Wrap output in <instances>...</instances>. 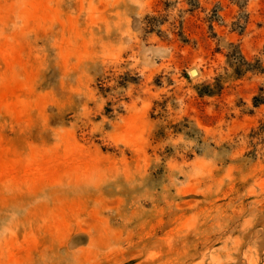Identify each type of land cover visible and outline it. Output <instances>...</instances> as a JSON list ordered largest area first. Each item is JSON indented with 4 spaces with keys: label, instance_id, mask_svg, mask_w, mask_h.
<instances>
[{
    "label": "rangeland",
    "instance_id": "1",
    "mask_svg": "<svg viewBox=\"0 0 264 264\" xmlns=\"http://www.w3.org/2000/svg\"><path fill=\"white\" fill-rule=\"evenodd\" d=\"M260 69L264 0H0V264H264Z\"/></svg>",
    "mask_w": 264,
    "mask_h": 264
},
{
    "label": "trees",
    "instance_id": "2",
    "mask_svg": "<svg viewBox=\"0 0 264 264\" xmlns=\"http://www.w3.org/2000/svg\"><path fill=\"white\" fill-rule=\"evenodd\" d=\"M257 68H259V67H257ZM260 72L264 73V69H260ZM252 101H253L254 106L263 102V101H261V99L257 98L256 96L252 98Z\"/></svg>",
    "mask_w": 264,
    "mask_h": 264
},
{
    "label": "water",
    "instance_id": "3",
    "mask_svg": "<svg viewBox=\"0 0 264 264\" xmlns=\"http://www.w3.org/2000/svg\"><path fill=\"white\" fill-rule=\"evenodd\" d=\"M191 72V71H190Z\"/></svg>",
    "mask_w": 264,
    "mask_h": 264
}]
</instances>
